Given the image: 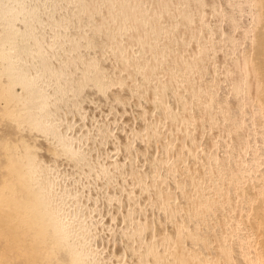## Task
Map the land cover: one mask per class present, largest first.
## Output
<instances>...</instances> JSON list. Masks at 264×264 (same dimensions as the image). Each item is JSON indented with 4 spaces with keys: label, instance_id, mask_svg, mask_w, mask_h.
<instances>
[{
    "label": "rangeland",
    "instance_id": "1",
    "mask_svg": "<svg viewBox=\"0 0 264 264\" xmlns=\"http://www.w3.org/2000/svg\"><path fill=\"white\" fill-rule=\"evenodd\" d=\"M0 1L4 2L5 8L6 7L18 6V9H19V12H20L19 13L20 16L16 20V26L19 25L18 27H21L22 30H24V31L27 30V32H28V34H19L18 35V37H17V40L18 41L16 42L15 48H19V47L23 46L24 43L26 42V40L31 35H33L34 32L36 34H39L41 32L42 33V40L41 41H43L44 43H48V45H47L48 47L47 46H45V47H47L49 51L51 49V52L50 53L51 54L54 53L55 56L59 57L60 59L61 58H63V59L65 58L64 60L62 59L63 60V63H62V60L57 59V62H58V60H60V61L58 63H56L52 67V70H54L53 69L54 67L55 68H58L57 70H59V68H61V67H62L61 69H63L64 67L65 68L67 67L65 69L66 71L69 68V70H68L69 72L68 71L65 72L66 74L65 73H62L63 74V77L67 78L66 81L73 80L74 78H72V77L75 76V75L76 76L77 75L78 76L81 75V74H78L79 72H77V70L80 71L81 69L79 70L77 68H80L79 66H81V62L82 61L81 60L80 61L78 60V63L80 65L79 64H76L77 63V60H74V62H72V64H71V61L67 60L68 57H66V54H69L70 53L69 55H72L73 52L64 50L63 46H67V45L68 46H71L78 39L81 41L82 38H83V40L81 41V43L78 40V46L80 47V49H78V50L80 52V55L84 54L82 56L86 60L87 59L90 60V55H91V59H92V58H94L92 56H95L96 55V52H97V54H100V57H99V55H96L95 56L96 58H94V59L97 60V62H99V63H96V64H98L97 67L100 66V69L101 68L103 69V66H104L103 63H105L106 66H104V67H106L107 70L109 69L110 71H112V69H113L112 67H114V66H111L110 63H111V61H115V59L117 58L116 56L118 54L116 52H114V51L112 52L111 50H109V46H111L110 37H108L106 35V33H104L103 30L102 31L99 30L100 33L99 32L98 33L97 32L94 33L93 30L91 29V26L89 25L90 20H91V18H90V13L91 12H84L83 11V7H84L83 6L84 5L83 3L86 0H0ZM94 1H96L97 4H93L95 6V8H93V9H98V10L92 11V12H94L91 15V16L94 17L92 19H96L99 16H101V14L106 13V10H107V2H108V1L105 2V0H94ZM136 1H138V0H136ZM151 1L152 0H143V1L140 0V3L142 4V7L144 6L143 8L148 9L150 12H152V11L155 12V10H156L155 7L156 6H153L154 4L152 5L151 4ZM154 1H157L158 2L160 0H153L152 2H154ZM258 1H259V3H258ZM92 2H93V0H92ZM170 2H171V4H170ZM261 3L264 4V0H169V2L167 4L169 6L168 7L166 6V8H169L170 7V9L171 8L172 9L171 10L168 9L169 10L168 11L169 13H167V12L164 13V14H166L165 17H163V15H162L163 11L158 10V9L156 11L157 12L159 11V12L158 13L156 12L157 14L155 13L154 16L152 15L153 17L157 16L155 18H158L159 17L160 20L158 19L159 21L157 23L158 24L161 23L162 26H163V28H164V30H168L167 32L170 35V36L168 35L170 37V38H168V36H166L167 33H164V34L162 33L164 36L156 37L157 38L156 39L157 45L160 47V51H161V54H160L161 56L160 55L159 56L160 57L164 56L163 59H165L164 65H163V62H161V61L159 63V67H158L159 69L158 70H160V72L158 71V73H156V74H158L157 76H159V77H156V75L152 74V75H149V76H151L150 78H152V79H150L147 76H146V79H145V74H144L143 69H142V71H140L141 73L139 72V73H135L134 74V75H136V78H133L132 79L133 81H131L130 78H127L126 77V74H127V71L128 70H122V72L121 71L119 72V71H117L119 69L118 66H117V68L114 67V70L112 71L113 73L112 72H110V74L107 73L108 75H112V74H115V73L116 74L117 73H121V75L124 74L123 76H124V79H125V84H124V81L121 80L123 82H117V84H115V85L113 84L114 86L118 85V87L112 86V87L117 88V89L119 88V85L120 84L121 85H129L130 82H132V84H130L131 85V88H132V85H134L135 89L137 87L136 85H138L139 86V87H137L138 90H140V89L143 90L142 87L143 88L145 87L146 88V90H145L146 93L145 94L148 93V94L151 95V89L150 88H151V85H153V83L155 82L154 83V86H152L153 91H155V90H157V91L158 90L159 91L166 90L167 92H164L163 94H166L167 95V96H165V97H167V99H165V101H168V103H171V105H168V106H171V107L174 106V108H172V110H173V112L175 110L178 112V113L176 112L177 113L176 115L178 116L179 119L181 118V120H182V119H185V118L187 119L188 118L187 121L188 120L189 121L188 122L186 121V122H187V125L189 127L187 125L184 126V124L182 126V122L180 120L179 121V125H181V127L177 128L179 126L177 124V122H178L179 119L177 120V117L174 118L173 116H170L172 114V112L168 114V117H166V114L167 113L165 112L166 114H164V117L162 118V115L163 114L161 115V113H160L162 111V108L160 109L161 110L160 112L158 110L159 108H156V107H159L160 106V105L157 106V104H160L161 101L160 102L158 101V103L155 104L156 106H153L150 102L145 101L144 99H142L141 101H139L140 104L137 105L138 107L136 105L135 106H132V109L133 110L131 108H129L128 111L126 112V110L122 108L123 106L120 107V103H118L119 105L118 104L116 105V102L115 101L113 103V100H111V101L108 100V99H110V97L112 99V94L116 90V89L114 90L111 87V85H110V87H111L110 91H109V88L110 87H108V89L106 88L107 90H105L106 92H104V91L103 92H97V93H101V94H97V93L94 94V93H92L93 94L92 95L91 93H89V92H91L90 91L91 90L90 89L91 88L90 85H92V84H89L87 86L88 88L90 87L89 90L86 87L85 88L86 90H84L85 92L83 91L84 93L81 92L80 95L78 94L79 97L76 96V95H75L76 96L75 97L73 95L72 96L71 95L69 96V95L66 94L68 96L67 97L66 95H62L61 94L62 95L61 96V99H59L58 98L59 96H57V95H60L61 91H60V93L58 91L57 95L55 93L56 98H58L59 100L56 99L55 102H53V106L50 105V107H48V108L49 109H52V110H55L56 112H54V113H56V114L57 113L58 114L61 113L60 111L64 112L66 110L64 108V111H63L59 107H62V105L64 107H66L67 106V100H68V103H70V101H72V102L73 101L75 102L76 100L77 101L78 100L80 101V99L82 98V100H81L82 102L80 101V103L77 106H75V107L78 108L77 110H75L76 109L75 107L72 108V110H71V108H69L71 111L70 110H66L65 111L66 113L68 112V114H65V112H64V114L62 113L63 114V117H62V114L59 115L60 119L62 117V119H61V121L63 120L62 122L60 121V119H58L59 118L57 116L58 114L57 115L56 114L55 115L52 114L51 116H53L54 118L50 116L51 117V120H49L50 118L48 119L49 122H52V120H53L52 127L53 128L55 127L54 128L55 130H58V131L59 130L61 131L62 129L65 130V132L67 133V135L65 133V140H68L69 139L68 140L69 142H72L73 141L72 142L73 144L72 143L71 144H72L73 149H75L74 150V154L77 155L76 157H78V156L81 157L82 158V160H81L82 162L81 161L77 162V163L80 164L79 165L77 163H72V162H70V164L69 163H64V162L61 163V161H60V162H56V166H57L56 167L55 166V163L54 162L52 163V160H50L49 157H46V156H44V154H42L43 151L41 153V149H39L40 148L39 145H38L39 147H36L37 145L34 143V145H36V146H34L33 144L31 146L32 147L34 146L33 147L34 150L37 148L35 150V152L36 153H38V152L40 153V154L39 153L37 154V157L39 159L41 158V160L44 163V165H45V162H46V164L49 163L48 164V168H47V166H45L44 169L42 170V177H44L46 180H48V179L49 180H52L53 179L52 180L53 182L50 181V182H52V184L55 183V185L53 184L54 185V190H53V193H52L53 194L52 197L55 200V202H57V203L60 204V205L58 204V206L62 208V210L60 209L61 210V213L68 215L67 216L68 218L71 216V218L69 220V223H68L69 224V228L70 227L71 228L74 227L75 230L76 229L77 230L78 229L81 230L79 228V226L81 225V223H86L88 221H90V222L92 221L93 222V219L95 217H96L95 219H98V217H99V222H98V224H96L97 226L95 224H92L93 226L91 225V230H94V232L96 231L97 232L96 233L97 235L90 236V239H89V233H90V229L89 228H85L86 229V230H84L85 232L81 233L82 236H84L83 234H85V236H86V237L84 236V239H86V240L83 241V242H85V243L87 242L88 245H90L92 243V245H94V247H96L98 245L97 247H98V249L100 251L98 250V252H97V250H95L91 254L92 255L91 257L94 256V261L95 262H98L99 264H109V263L110 264L111 263L112 264H120V263L122 264V262H124L123 261V258L121 260H117L115 258L112 259L111 256H108L109 251L111 250V248L112 249H115L116 248V244L118 243V238L116 237L117 236V232L120 231L119 228L121 227V225L123 226L124 224L123 223L119 224L121 222V219H119L120 217H117L116 219H113L112 220L113 222H112L111 219H110V215L104 213V210L106 209L105 207L112 208L113 209V206L119 205L121 203V201L123 202L124 200H126L124 198V195H123L124 193L123 192L125 190H128V188H130L131 185H130V181L128 180L129 178H126L125 177L126 176L125 173H126V170H128L127 168H129L130 165H133L134 164L133 163V160H131V159H134V161L137 163L136 165L138 167V164H139L138 163L139 162L138 160H140L139 159L140 156H142L143 159H145L146 154H144L143 152L148 151L150 149L149 147H151V145L155 143V142L153 143V140H151V139L149 140L148 139L147 141H150V144L151 145L150 144L148 145V143L146 144L145 143L146 140L144 141V143H145L144 144L141 135H143V136H146V134L148 135L149 129L150 130L152 129V128L149 127V125L152 126L154 124L156 126L157 124L155 122H158L159 123V122H161L162 119H164L166 117L165 120H162L163 123L162 122L159 123L160 125H158V126H161V127H158L157 126L156 129L158 128V129H160V130L157 129L158 131H163L164 130V132L166 134L168 133L167 138H166V134H165V139H166V143L167 142L169 143L170 148H171V145H172V148H171L172 150H170V148H169L166 151L163 142L161 144L160 143H155L157 145V148H158L157 149V152H156V157L162 156L161 158L171 159V160H168V161L166 159V163L168 162L169 163V166H170V165H172L171 163H173V161H174V162H176L179 165L178 166L177 164L174 163L179 169L178 168L176 169V167L175 168L173 167L175 170L174 169L173 170L171 169L172 170L171 171V170H167V168L165 170V168L163 167L162 168L164 170L163 171L160 168L159 172H156V173H159L160 175L158 176L159 178L156 177L155 183L156 184L159 183L160 185H158V186L160 187L162 185L161 187H163L164 189L163 188H161V189L158 188V189L161 190V191L162 190L165 191V189L166 190H169V188H171L172 183H174L175 190H174V187L172 189L173 190V193H174V199L176 198L175 201L177 202V204H179V201L184 200V198L182 199V197H181L182 194H180L183 191H189L190 192L193 188H195L196 189V190L194 189L195 192H194V190H192L193 194L194 193L197 194L196 191L198 190V194L199 193H203L205 196L206 195L209 196L211 193H216L215 192L216 190L214 191V189H216V187L222 188V193H223L222 194V197H218V199L219 198L220 199L216 202L217 206H214L216 204L213 205L215 207V211L217 213L216 215L218 216L217 218L219 219V216H221V214L226 215L225 214V213H227L226 210H228L229 211L228 212V214H229L228 218L231 216L230 218H232L231 220L233 221L232 222L230 220L231 223H235V225L236 224L237 225L239 224V226L236 227V230L234 229L235 231H234L233 235H231L232 232H231V234H229L230 233V230L228 229L229 232L227 234H229V236H228V238H227L228 240L226 242H228V243L231 242V245H234L233 246L234 248H235V245H236V249L234 250V248H233V250L235 251V256H238V254H236V253L239 252V250L237 248L238 247L237 246L238 245V242L240 240L241 241L243 240L244 242L248 243V244H246V247L247 248L245 247L246 250L244 249L245 251L243 250V252L241 253V255H240V252H239V256H238L239 257V261H240V263L238 262L239 264H264V92H262V90L264 91V55H263L264 54V48L263 49H260L261 47L259 48L260 45L258 43V39L256 40V38L258 37L257 34L259 33L260 28L262 26H264V6ZM105 4H106V6H105ZM202 4L204 5V7H202L203 9H202V11H200V9H198V6L199 5L201 6ZM148 6H149V8H148ZM156 8H158V5H157ZM159 8L161 9V6H159ZM192 12H193V14H192ZM199 12H200V14H199ZM259 12H261L262 15ZM186 13L189 14V18H191V19H189L187 17L188 18L187 21L185 19ZM200 16L202 18L201 21L203 20V22L202 23L200 22L198 24L199 20H197V18H200ZM87 18H88V20H87ZM165 18H166V20H165ZM193 20H195L194 22L196 24H198V25L194 26L195 23L193 22ZM258 20L261 21V22H259ZM53 21H55V22H53ZM170 21H172V22H170ZM196 21H198V22H196ZM86 22H88V23H86ZM191 22L194 23V24H192ZM84 23H85V25H84ZM66 24H67V26H66ZM86 24H88V25H86ZM258 24H259V26H258ZM60 25H61V27H60ZM88 26H90V28ZM170 26H172V27H170ZM175 27H177V28H175ZM185 28H187V29L185 30ZM21 29H19V30H21ZM242 29H243V31H242ZM22 30H21L20 33H22ZM127 30H128V33H126ZM127 30L123 31V33H122L121 36L127 37L130 34L129 32L131 30L132 31H136L135 29H127ZM188 30H189V33H188ZM73 32H74V34H73ZM87 32L88 33H91L92 32V33L90 35ZM173 32H174V34H173ZM195 32H196L197 35L195 34ZM41 33H40V35H41ZM45 33H46V35H45ZM58 33H59V35H58ZM83 33L88 34V36L86 37L87 39L85 37H83V35H84ZM96 33H97V35H96ZM177 34H179V35H177ZM99 35H100V37H99ZM175 35L178 38H176ZM199 35L201 36L200 38L202 40L204 39L205 41L204 40L203 41H200L199 40L200 39L199 38ZM73 37H75V40L76 41L75 40L74 41L72 40ZM90 37H92V38L90 39ZM96 38H98V39H96ZM174 38H176V39H174ZM182 38L184 39V41H183ZM0 39H1V37H0ZM67 40H69V41H67ZM88 40H90V41H88ZM92 40H93V42H95V40H96L95 44L92 47L89 46V48H87L88 47V44L90 42H92ZM68 42H69V44H68ZM173 42L174 43L177 42L176 43L177 45L173 44ZM196 42L199 43V44L196 45L197 44ZM201 42L203 44H201ZM65 43H67V44H65ZM158 43H161V44H158ZM166 43L167 44L169 43V44L167 45ZM51 44H54L52 48L50 47ZM162 44H164V45L166 44V46H164ZM57 46H58V48H57ZM131 46H132V48L135 51L138 49L136 51L137 53L134 51L135 54H137V56H139V54L142 51L144 53H146V52L148 53V51H149V49H146L147 47L144 48V50H145L144 51L143 48H141L143 46H141L140 44H135V45L132 44ZM168 47H169V50H168ZM60 48H62V49L59 50ZM99 48H100V50H98ZM164 48H165V50H164ZM171 48L174 49L173 50L174 52L172 51ZM46 49H45V51H46L45 53L47 54L49 51H47ZM110 49H111V47H110ZM212 49H214V50H212ZM62 50H64L65 53ZM259 50H261V51H259ZM55 51H57V52H55ZM66 51H67V53H66ZM85 51L88 53L89 56L87 55V53ZM162 51L164 52V54L165 53H167V54L163 55ZM196 51L197 52H200V53H196ZM103 52L104 53L106 52L108 54H106V53L104 54ZM177 53H179V55H177ZM212 53H214V54H212ZM221 53L224 56H222ZM174 54L177 56L176 59L178 60V62H176L177 60H175V57H174L175 55ZM85 55L88 56V57H86ZM110 55H112V56L110 57ZM141 55H142V53H141ZM170 55L173 58L172 60H170L171 59V56ZM203 55H205V56H203ZM225 55L227 57H225ZM47 56H48V54H47ZM52 56L50 55V57H52ZM200 56H202L201 57L202 60L199 59ZM103 57H104V59H103ZM124 57H126L124 59H127L128 58L127 55L124 56ZM191 57L194 60V61L193 60L192 61L194 62L193 64L195 66L194 65H191L192 67L194 66V69L192 70V72L190 74L192 77L190 76L189 79L192 78L191 81H193V82H189V84H190L189 85L188 84V81H187V78L184 77V74H183L184 71L182 72V70H183V67H182L183 64H181L180 61H181V59H183V60L184 59L185 60L192 59ZM204 57H206V58L204 59ZM25 58H27V60ZM32 58L33 57L31 56V53H30V55L28 57L26 55V57L23 58L22 62H21V60H19V62L20 63L26 62L28 64L29 61H32L33 60ZM97 58L100 59V60H98ZM245 58L246 59H249V60H247V62L250 61L251 63L250 62L248 63V68H246V70H243V71L240 72V70H241L240 67L238 65L236 66L235 63L238 62V60L239 61H241L243 59L246 60ZM250 58H251V60H250ZM179 59H180V61H179ZM102 60H103V62H102ZM203 60H206V61L204 62ZM209 60L211 62H209ZM167 61H169V62H167ZM174 61L176 63H179L180 62V64L182 65L181 66L182 69L180 67H178V65H180V64L176 65V63H174ZM207 61H208V64H207ZM36 62H38V60L34 58V60H33V66H34L35 69H36V65H37V64L35 65ZM68 62H69V64H68ZM213 62L216 63V64H213ZM101 63H102V65H101ZM31 64H32V62H31ZM31 64L29 63V65H31ZM83 64H82V66L84 67ZM201 64H202V66H200ZM69 65H70V67H69ZM74 66H77V68H75ZM107 66H108V68H107ZM171 66L173 67L171 69L174 70V71H171V69H170ZM256 67L258 69H256ZM34 68L31 67V71H33V72H36V71L37 72L38 71L41 72L39 70L40 67H38L36 70ZM75 69H76V71H75ZM73 70H74V74H71L73 72ZM164 70H166V71H164ZM180 70H181V73H180ZM253 70H254V72H253ZM167 71H169V77H170L169 80L173 79V80H171L172 82L174 80H176V82L175 81L173 82L174 84L172 83L173 85H171L170 82L167 81L168 80L167 79V73H168ZM255 71H257V72H255ZM165 72H167V73H165ZM193 72H197L198 75L196 73L194 74ZM243 72H245V75H244ZM238 73H239V75H238ZM138 74L144 75L143 76L144 78L142 76L138 75ZM181 74H183V76ZM232 74H233V76H232ZM251 74H253V76ZM71 75H72V77H71ZM255 75H257V76H255ZM76 76H75V78H76ZM139 76L142 77V78H140ZM239 76H242V77H239ZM217 77H219V78H217ZM157 78H160V79H157ZM200 78L202 80H200ZM208 78L210 79V81H209ZM238 78L241 79V80H239ZM253 78H254V81H255L254 84L251 83V81L253 82ZM39 79L41 80V82L38 81ZM42 79L40 77H38L37 78V82L38 83H43L44 82V83H46V85H48V83H49L50 86H47V87L49 89L53 88V91H54V88L56 87V84H54V82L56 83V81L53 78H50V80H49V78L48 79L45 78L44 80L47 81V82H45ZM135 79H136V81H135ZM143 79H145V80L148 79L149 81H145ZM196 79H198V80H196ZM235 79H238L237 80V83H239V84L236 83V80ZM258 79H262V81L260 80V83H259L258 82ZM126 80H128V82ZM162 80H163V82H162ZM184 80H186L187 82L184 81ZM200 81H201V83H200ZM256 81H257V84L258 83L259 84L262 83L260 85L261 86L260 88H259V86L258 87L257 86L256 87L253 86V85H257V84H255ZM52 82H53V84H52ZM148 82H151V84L150 83L148 84ZM181 82H182L183 85L181 84ZM176 83H177V85H176ZM147 84H148V86H147ZM161 84H163V85H161ZM185 84H186V86H185ZM192 84H194V85H192ZM200 84H201V86H200ZM230 84H231V87H230ZM234 84L238 86V90H239L238 92H236L237 89L235 90V87L236 86H234ZM51 85H52V87H51ZM53 85H54V87H53ZM121 85H120V87H122ZM160 85L163 86V87L165 86L164 87V90H163V87L161 88ZM178 85H179V87H178ZM146 86L148 87V89H147ZM149 86H150V88H149ZM197 86H198V88H197ZM65 87L63 86V89H66L67 90V87L68 86L66 88ZM185 87H187L188 89L185 88ZM189 87L192 88V90ZM193 87H194L195 90L193 89ZM160 88H161V90H160ZM253 88H258L259 90L257 89L258 91H254L256 89L253 90ZM17 89H19L18 91H20V90L22 91V88H17ZM171 89H172V91H171ZM233 89H234V91H233ZM66 90H64V91H66ZM87 90L89 92H87ZM112 90H114V91L112 92ZM179 90H181V91H179ZM202 90H203V92H202ZM205 90L210 91V92H207ZM51 91L52 90H49V93ZM147 91H150V93L147 92ZM189 91L190 92L193 91V92L190 93ZM109 92H111V93H109ZM199 92H201V93H199ZM69 93L71 94L70 91H68V94ZM85 93H87V94H85ZM153 93H152V95H153ZM89 94L91 96H89ZM209 94H210L212 100H210ZM55 96H54V98H55ZM80 96H82V97H80ZM87 96H89V98ZM92 96H94V97H92ZM105 97H107L108 99L105 98ZM202 97H204V98H202ZM83 98H84V100L86 102L83 100ZM96 98H97V101H96ZM134 98L135 97H131V98H128V100L129 99L133 100ZM139 98H140V96H139ZM90 99H91V102H90ZM105 99L108 100V104H111L112 106L114 105V108H112L111 105H108ZM60 100H61V102H59ZM134 100H136V99H134ZM56 101L59 102V105L58 106L56 105V103H57ZM99 101H101V102L104 101V103H100ZM182 101H184V102H182ZM186 101H187V103H186ZM200 101H201V103H200ZM203 101H204V103H203ZM92 102L94 103V105H92L93 104ZM141 102L142 103L145 102L144 103L145 105L142 104ZM208 102H210L211 105L210 104L209 105L211 107L208 105ZM64 103H65V105H64ZM98 104H100V105H98ZM54 105H55V107H54ZM142 105H143V108L142 109H143L144 112H141L140 113L138 111V113H140V114L136 113L137 110H139L138 108H140ZM185 105H187L186 107L188 109L187 108L185 109V107H184ZM190 105H191V107H190ZM204 105H205V108L206 109L203 108ZM52 107H54V109ZM117 107H118V110H117ZM200 107H202L204 110L202 108H200ZM207 107H208V109H207ZM55 108H58V111ZM135 108H136V110H135ZM152 109H154V110L152 111ZM170 109L171 108H169L168 110H170ZM199 109H200V111H199ZM201 110H202V112H204V111L206 112V111L209 110L208 111V114L205 113V112L204 113L207 114L208 116L211 115V118L208 117V116H206V115H201L200 114V113H202ZM96 111H97V113H96ZM89 112H90V114H89ZM113 112L118 113V114H115ZM179 112H181V113H179ZM215 112L217 113L218 116L216 115ZM83 113H85V114H83ZM122 113H124V114H122ZM125 113H127L128 115L125 114ZM143 113H146L145 116L143 115ZM110 114H111V116H110ZM119 114L121 116H123V118L121 116H119ZM173 114H175V112ZM112 115H113V117L115 119L114 118L112 119ZM129 115L131 117H129ZM231 115H234V116H231ZM236 115H237V117H236V119L234 121V119H232V118H235ZM96 116H98V117H96ZM140 116H141V119L139 118ZM158 116H159V118L160 117L161 118L159 119ZM56 117H58V118H56ZM99 117H102V118L100 119ZM104 117L106 119H104ZM124 117H125V119H124ZM189 117H190V119H189ZM192 117H194V118L191 119ZM89 118H91V119H89ZM116 118H118V119L116 120ZM130 118H133V119H131V120H133V122L132 121L129 122L128 119H130ZM209 118L212 119V120L214 118V120H213L214 122L211 121V120H208ZM123 119H124V121L127 120L130 124L128 122H127L128 123L127 124L126 121L124 123ZM142 119H145V120L143 121ZM149 119H150V121H149V124L147 125L146 123H148V120ZM205 119H207L208 122ZM215 119H217L216 122H215ZM81 120H82V122H81ZM107 120H108V123L106 122ZM153 120H154V123L151 122ZM156 120H159V121H156ZM192 120L193 121L196 120V121L193 122ZM120 121H123V122L121 123ZM139 121H140V123H139ZM145 121H147V122H145ZM171 121H173V123L174 122L176 123V127L174 126L175 123L172 124V126H170L171 125L170 124ZM190 121H192V122H190ZM210 121L212 123H214V124H212ZM92 122H94L95 124L97 123V125H95ZM131 122H132V124H131ZM141 122H143V123H141ZM144 122H145V124H144ZM54 123L56 124V126H55ZM99 123H100V125H99ZM189 123L190 124L193 123V124L190 125ZM88 124L89 125L92 124L93 126L94 125L95 126L94 127L93 126L90 127ZM140 124H143V126L142 125L140 126ZM163 124H164V126H163ZM137 125H138V127H137ZM144 125H147L149 127V129H147V127L144 126ZM104 126L106 127L105 129H104ZM120 126H122V128ZM123 126H124V128H123ZM130 126L131 127L134 126V129L133 128H130ZM227 126H228V128H227ZM125 127H126V130L123 131V129H125ZM144 127L146 128V130H144L145 129ZM168 127H171V128L173 127L172 131L174 130V133H169L170 130H171V128H168ZM222 127H223V129L221 131L220 129ZM36 128H38V129H36ZM36 128H34L33 133L34 134H36V133L39 134L38 132H40V129H39V127H36ZM58 128H60V129H58ZM141 128H142V130H141ZM174 128H177V129H174ZM231 128H232V130H231ZM165 129H170V130L169 131L168 130L165 131ZM228 129H230V130H228ZM63 130H62V132L64 133ZM99 130H101V132H103L101 135H100L101 132ZM203 130H205V131H203ZM226 130H228L229 133ZM106 131H107V133H106ZM120 131H121V133H120ZM146 131H147V133L145 134ZM124 132H127V133L129 132L128 133V137L130 139H131L132 136H134V138L132 137L134 140H132V142H130V145H131L130 146V149H131L130 152H132L131 154H130V152H129V154H128V152H126L124 146H121L120 144H119L120 146L118 144L116 145V143H119V142H115V141L119 140L118 138H116L117 140L114 139V137L117 136L118 134H119L118 135L119 138H121L122 140H125V136H126L127 139H129L127 137V135H125ZM137 132H139L140 138H139V135L137 134ZM51 134H50L51 135L50 137H47L48 139L49 138L50 139L49 140L46 139V142H47V140L49 142H50V140H51V142L55 140L54 137H55L56 134H54V133H51ZM106 134H108V135H106ZM109 134H111V135L113 134L114 136L112 135V138H111L110 137L111 135H109ZM171 134H174V135H172V137H171L170 136ZM103 135H104V137H103ZM181 135H183V137ZM92 136H93V138H92ZM174 136H175V138H174ZM190 136L192 137V139H191ZM194 136H195V138H194ZM66 137H67V139H66ZM122 137H124V138H122ZM188 137H190V138H188ZM55 138H56V140H55L54 143L57 145L58 144L57 137H55ZM94 138H96L98 141L96 139L94 141L93 140ZM146 138H148V137L146 136ZM193 138H194V140H193ZM109 139H110V141H109ZM170 139H172V140H170ZM195 139H197V140H195ZM211 139H215L216 141L212 140V143L214 142L217 145H215L214 143L212 144L213 146L210 145L211 143L209 144L208 142H210ZM170 141L173 142V143H170ZM94 142H96V143L99 142V143L95 144ZM112 142H114L115 144L112 143ZM135 144H137V145H135ZM90 145H92V146H90ZM111 145H113V146H111ZM132 145L134 147H132ZM138 145H139V147L142 146L145 149L144 148H141V149L138 148ZM146 145H147V147H146ZM156 145H154V146L156 147ZM187 145H188V147H187ZM162 146H164V147H162ZM183 146L186 149L183 150L182 149V148H184ZM32 147H31V149H32ZM112 147H113V152H112ZM115 147H117L118 150ZM121 147H123L124 149L121 148ZM155 147L153 149H155ZM187 148H189V149H187ZM196 148H197V150H196ZM109 149L112 152V153L110 152V154L108 152L106 153V151L109 150ZM136 149L137 150H141L140 151L141 154H140V152L135 151ZM180 149H182L181 152L179 151ZM159 150H160V152H159ZM169 150L172 153L168 152ZM176 150H178V151H176ZM121 151L126 152V153L123 154V152H121ZM241 152H243L242 153L243 154L242 156H243V159L245 158L244 159V162L246 164L244 163L242 170H239L238 169L239 167L237 165H235L234 163H235V160L237 159L238 155L241 154ZM135 153H138L139 155L138 154L136 155ZM162 153L164 155L165 154L166 155L163 157V154ZM168 153H170V154L168 155ZM180 153H182L183 155L180 154ZM213 153H214V155H213ZM106 154H108V155H106ZM157 154H158V156H157ZM196 154H198V155H196ZM89 155H91V157ZM105 155H106V158H105ZM129 155L132 157L131 159L129 158L130 157ZM178 155L183 156V157L185 156L184 159H183V157H181V159H183V162H182V160L180 162V159H179L180 156L178 157ZM235 156H237L236 159H235ZM113 157H115V158L113 159ZM122 157H123V159H122ZM125 157H126V159H125L126 161H124V158ZM48 158H49V162H48ZM107 158H108V163H111V164L113 162H115V159H117V160L119 159V160H118V163H113L112 166L109 165V164L107 166V163H105V165H103L101 167L102 168L104 167L105 171H108V170L110 171V168L112 169L113 166L115 168H117V169H115L113 167V169H112L113 170L112 173H113L114 179H115V176H116V179H115L114 182H118L119 181L120 183L123 182L122 184H126V181H127V185H128L127 186V189H126V186L125 185L120 186L119 188L116 187V189H114L115 187L114 188L113 187L112 188L103 187V188L100 189V186H101L100 184L102 182L101 176H103V174L105 173V171H104V169L101 170L99 168V171H101L99 173V171H97V169H98V167H100L101 163H103L105 161L107 162ZM135 158H136V160H135ZM143 159H141L142 162H143ZM109 160L111 162H109ZM128 160L129 161H132V162L129 163ZM98 161L101 162V163L99 164ZM120 161H121V164H120ZM123 161L125 163H123ZM144 161L145 162L142 165H140L142 162H140V164H139V167H141V169L146 170V168L148 167V169L149 168L150 169L152 168L153 172H154V170L155 171H158V169H155L154 167H152L151 163H150V165H149V163L146 164V159ZM204 162H205V164H204ZM73 164H74V166H73ZM189 164H190V166H189ZM52 166H54V167H52ZM172 166H174V165H172ZM186 167H188V168H186ZM206 167H207V169H206ZM236 167H238V168H236ZM78 168H79V170L77 171L76 169H78ZM84 168H85L86 171L84 170ZM89 168H92V170L89 169ZM123 168L126 169V170H123ZM190 169L194 173V174H192L194 176L193 179L196 182V183H194V185H195L194 187L191 184L194 181L191 182L190 180H188L189 177L187 176V174L190 171ZM201 169H203V170H201ZM88 170H89L90 174L92 173L94 175V177H95V175H97L95 173V170H96L97 173H99L101 175L98 174L99 175V178H93L95 180V181H93V179H92L93 175L92 176L91 175L89 176ZM149 170H146V171L148 172ZM152 170H150L151 173H152ZM177 171H179V172H177ZM247 171H249V172H247ZM251 171L253 172V174H252ZM79 172H80V174H79ZM207 172H208V174L210 172L211 173L208 175ZM241 172H242L243 175L241 174ZM46 173H47V176H45ZM162 173L163 174H166L165 177H167V178H165ZM123 174H124V177H123ZM84 175H85V177H84ZM210 175H211L212 178L210 177ZM171 176L174 177V178L176 177L175 178L176 180L179 179L180 183H182V186H181L182 188L181 187H180V189H179V187L176 188V182H175L176 180L174 178H170ZM89 177H91V178H89ZM120 177H122V178H120ZM150 177L152 178V176L149 175V177L143 181L144 183L141 182L142 184L139 183V185L140 186L142 185L143 187H146L147 185H149L153 181L152 180L153 178L150 181ZM96 179H97V181H96ZM100 179H101V182H100ZM162 179L163 180L166 179L165 182ZM167 180H171L172 183H171V181H168L169 183L166 182ZM88 181H90L91 183H89ZM187 181H189V182H187ZM163 182L165 183V185L163 184ZM166 184H167V186H166ZM94 185H95L96 189L94 188ZM139 185L136 186L138 188L137 189L138 192L136 191V187L134 188L135 193H137V194H140V192H141V190H139ZM144 185H146V186H144ZM141 187H140V189H141ZM189 187H190V189H189ZM98 189H99L98 199L100 198L99 200H101V201L100 202L97 201L98 203H95V199H93V196L95 194L94 190L96 191ZM185 189H187V190H185ZM122 190H123V192H122ZM178 190H179V193H178ZM199 190H200V192H199ZM175 191H177V192H175ZM67 194H69V195H67ZM101 195L102 196L105 195L103 197L104 202L102 201L103 199H101L102 198ZM61 196H63V197H61ZM211 196H214V194H212ZM111 197L112 198L115 197L114 198L115 200H111L110 199ZM139 198H140V200L138 199L133 204V206L131 205L132 208H130V210H129V211H132V212L134 211V215H132L133 213H131L132 217H135V215H137L138 218H144V216H145L147 218H154L155 220L157 219L156 220L157 222H159L158 220H160L161 221L160 224L162 226L163 225L165 226V224L167 223L166 224V227H165L166 228L165 231L171 232V230H170L171 226H170V223L169 222L172 221V220H170L169 218H166L165 217L166 216L165 213H163L161 210L159 211V206L157 204V201H156L155 197L152 196L151 199L150 198L149 199H146L143 196H141V197L139 196ZM178 199H179V201H178ZM222 199H223V202L221 201L222 202V204H221V202H219V201L222 200ZM182 202H180L179 205H184V204H182ZM95 204H96V206H95ZM152 204H153V206H152ZM69 205L71 207H69ZM97 205H98V207H97ZM72 206L73 207L75 206V208H73ZM131 206L129 205L127 207H131ZM140 206H145V209H144V212L145 213H143V212L141 213L140 212ZM213 206L211 208L212 210H214ZM91 207H92V209H91ZM183 207H185V206H183ZM219 207H221V208H219ZM88 209H89V211H88ZM216 209L217 210L220 209L221 210V211L219 210L220 213L223 212V211L224 212L220 214L219 212H217ZM69 210H70V212H68ZM76 210H77V212H76ZM145 210H147L148 212L145 211ZM63 211H64V213H63ZM101 211H103V212H101ZM123 211L121 210L120 213H119V215H121V212H123ZM70 213H72V214H70ZM160 213L163 214V215H161ZM233 213L235 215L232 217ZM90 215H92V216H90ZM162 216H163V219H162ZM91 217H93V218H91ZM103 217H105L104 220H103ZM179 217L183 221L186 220V219H188V217H186V216H184V217H186V219L184 217H182V216H179ZM226 217H227V215H226ZM165 219H167V220H165ZM218 219L214 220L213 223H215V225H216V222L218 223L217 224L218 225L217 228L219 230L216 229L217 231L215 230V232H214L213 229L212 230L209 229L207 232H205L206 234L204 233L206 236L207 235L208 236H211V234H214L216 232H217L216 234H219V236H220L221 233L224 231V229L222 227L224 225L221 224V221H220L222 219L221 218L219 220ZM73 221H74V224H72ZM218 221H220V222H218ZM162 223H164V224H162ZM104 224H106V225H104ZM102 225H104V226L102 227ZM161 225L158 226V224H157L155 226V228H154L155 231L161 230V227H160ZM107 226H108V228H107ZM95 228H97V229H95ZM104 228H106V229H104ZM107 229L109 230L108 233H107ZM100 230H101V232H99ZM209 231L210 232L213 231L214 233H212V232L210 233ZM102 232H103V234L106 233L105 234L106 236H107V234L111 236V237L109 236L110 237V240H111V241L109 240V243L108 242L106 243V241H105L106 238L104 240V238L101 237ZM113 233H114V235L116 234V236H114V240H116V242L112 239L113 238ZM224 233H225V231H224ZM224 233H222V234H224ZM230 235H231V237H230ZM77 237L78 236H75V238H77ZM143 237H144L145 240H147V236L146 235L143 236ZM211 238H210L211 241L214 240L213 239L214 238V235H212ZM215 238H216V236H215ZM217 238L219 239V237H217ZM229 239H230V241H229ZM102 249H104V250H102ZM244 254H245V256L247 254V256L245 257ZM218 256L219 255L216 256L215 260H217L219 258ZM99 257H101V258H99ZM240 257L244 258V260L242 258L240 259ZM111 259H112V261H111ZM124 259H126V258H124ZM245 259H247V260L249 259V260L248 261L246 260V262H244ZM219 260H221V259L219 258ZM220 264H227V263L226 262H223V260H221V263Z\"/></svg>",
    "mask_w": 264,
    "mask_h": 264
},
{
    "label": "bare ground",
    "instance_id": "2",
    "mask_svg": "<svg viewBox=\"0 0 264 264\" xmlns=\"http://www.w3.org/2000/svg\"><path fill=\"white\" fill-rule=\"evenodd\" d=\"M107 2V10H106V13H103L101 14V16H99L98 18L96 19H92L94 18L92 15V11L94 10H98V9H93L95 8V6L93 4H97L96 1L93 0H86L83 4V11L84 12H91L90 13V23L89 25L91 26V29L93 30V32H99V30H103L104 33H106V35L108 37H110V42H111V46H109V50H111L112 52H116L117 54V58L115 59V61H111V66H114L115 68H117V66L119 67V69L117 71H121L122 70H128L127 71V74H126V77L127 78H130L131 81H133L132 79L133 78H136V75H134L135 73H139L140 71H142L143 69V72L145 74V79H146V76L147 77H151L149 75H156V77H159L157 76L158 74V71L160 72V70H158L159 68V63L160 61L163 62V65H164V61L165 59L164 56L160 57L161 55V51H160V47L157 45V42H156V37H159V36H164L163 34L164 33H167L166 36H168V30H164L162 24H158L157 22L160 20L159 17L158 18H155L153 17L155 15V13L157 12L156 10H161L163 11L162 15L163 17H165L166 14L164 13H169L168 11L171 10L170 7L169 8H166V6L168 7L169 5L168 2L169 0H160V1H154L152 2L151 1V4L153 6H156L158 5V8L155 7V12H150L148 9L146 8H143L142 7V4L140 3V0L136 1V0H105V2ZM143 1V0H142ZM95 2V3H94ZM190 2V1H189ZM143 3V2H142ZM173 3V2H172ZM259 3V1H258ZM171 4V2H170ZM262 4V3H261ZM104 5V4H103ZM260 5V4H259ZM264 6V4H262ZM106 6V4H105ZM159 6H161V9L159 8ZM261 6V5H260ZM97 7V6H96ZM100 7V6H99ZM202 7H204V5L202 4L201 6L199 5L198 6V9H200V11H202ZM101 8V7H100ZM149 8V6H148ZM197 8V7H196ZM151 9V8H150ZM169 9V10H168ZM197 9V10H198ZM153 10V9H152ZM195 10V9H194ZM206 10V9H205ZM211 11V10H210ZM79 12V11H78ZM159 12V11H158ZM157 12V13H158ZM194 12V11H193ZM192 12V14H193ZM19 9H18V6H13V7H6L5 8V4L4 2L0 1V264H99L98 262H95L94 261V256L91 257L92 253L97 250L98 252V245L96 247H94V245H92V243L90 245L87 244V242H83L85 241L86 239H84V236L85 234H83L84 236L81 235V233L85 232L84 230H86L85 228H89L90 229V233H89V239H90V236H94V235H97L96 231L94 232V230H91V225L92 224H98L99 222V215L97 216L98 219H93V222L91 223L90 221L86 222V223H81V225L79 226V228L81 230H75V228H69V220L71 218V216L68 218L66 214H62L61 213V210L62 208L58 206L59 203L55 202V200L53 199V190H54V185L55 183L52 184V180H46L44 177H42V170L44 169L45 166H47L48 168V164H46L45 162V165L44 163L42 162L41 158L39 159L37 157V154L39 153H36L35 150L37 149H33L34 146L36 147H39V149H41V153L43 151L42 154H44V156L46 157H49L50 160H52V163L54 162L55 163V166H56V162H64V163H69L72 162V163H77L79 161L82 160L81 157H76L77 155L74 154V150L73 147H72V142H69L68 140H65V130L64 133L62 132V130L58 131V130H55L53 127H52V123H53V120L52 122H49V120H51V116L52 114H56L54 112H56L55 110H52V109H49L48 107H50V105L53 106V102H55L56 99H61V96L62 95H73V96H78V94L80 95L81 92H83L84 90H86L85 88L89 85V84H92L90 85V91L89 92V88L87 90V92L89 93H97V92H106L105 90L108 89V87H111L114 86L115 84H117V82H123L124 81V84H125V79H124V74L121 75V73H115V74H112V75H108L107 73L110 74V72H112L114 70V67H112V71H110L109 69L107 70L106 67V64H104L103 66V69L101 68L100 69V66L97 67L98 64L96 63H99L97 62L95 56L96 55H99L100 57V54H97L96 52V55L95 56H92L94 58L91 59V55H90V60H86L82 55H80V52L78 49H80V47L78 46V40L76 41L75 40V37L72 38V40L76 41L75 43H73V45L71 46H63L64 50H67V51H70V52H73L72 55H69V54H66V57L67 60L71 61V64L72 62H74V60H77V63L76 64H79L78 63V60L82 61L81 62V66H79L80 68H77V66H74L75 68L77 69H81L80 71L77 70V72H79L78 74H81L80 76H73L71 75L72 78H74L73 80L71 81H66L67 78L63 77V74L62 73H65L69 70V68L67 69V71L65 70L66 68L64 67L63 69L59 68V70H57L58 68H53L54 70H52V67L58 63L60 60H62L63 58H59L57 56H55L54 53H50L51 52V49L50 51L48 50V43H44L42 40V33L40 35L39 34H36L35 32L33 33V35H31L27 40L26 42L24 43L23 46L19 47V48H15V45H16V42L18 41L17 40V37L19 34H28L27 30H22L21 27H18L16 26V20L17 18L20 16L19 14ZM156 13V14H157ZM190 13V12H189ZM196 13V12H195ZM202 13V12H201ZM222 13V12H221ZM261 13V12H259ZM86 14V13H85ZM84 14V15H85ZM200 14V12H199ZM223 14V13H222ZM225 14V13H224ZM100 15V14H99ZM153 15V16H152ZM169 15V14H168ZM204 15V14H203ZM262 15V13H261ZM186 16V17H185ZM185 19L187 21V19L189 18V14L186 13L185 15ZM199 16V15H198ZM258 16V15H257ZM81 17V16H80ZM167 17V16H166ZM188 17V18H187ZM194 17V16H193ZM203 17V16H202ZM79 18V17H78ZM82 18V17H81ZM162 18V17H161ZM168 18V17H167ZM256 18V17H255ZM64 19V18H63ZM159 19V20H158ZM163 19V18H162ZM161 19V20H162ZM171 19V18H170ZM191 19V18H189ZM193 19V18H192ZM196 19V18H195ZM201 16L200 18H197L198 21V24L201 22H203V20L201 21ZM258 19V18H257ZM261 19V18H260ZM88 20V18H87ZM166 20V18H165ZM56 21V20H55ZM53 21V22H55ZM59 21V20H58ZM174 21V20H173ZM179 21V20H178ZM177 21V22H178ZM190 21V20H189ZM195 20H193L194 22ZM259 21V20H258ZM172 22V21H170ZM180 22V21H179ZM261 22V21H259ZM80 23V22H79ZM82 23V22H81ZM88 23V22H86ZM181 23V22H180ZM179 23V24H180ZM192 23V22H191ZM195 23V22H194ZM192 23V24H194ZM231 23V22H230ZM258 23V22H257ZM78 24V23H77ZM175 24V23H174ZM177 24V23H176ZM190 24V23H189ZM198 24H194V26L198 25ZM76 25V24H75ZM85 25V23H84ZM88 25V24H86ZM173 25V24H172ZM184 25V24H183ZM182 25V26H183ZM209 25V24H208ZM67 26V24H66ZM90 26H88L90 28ZM169 26V25H168ZM175 26V25H174ZM206 26V25H205ZM214 26V25H213ZM219 26V25H218ZM234 26V25H233ZM259 26V24H258ZM49 27V26H48ZM47 27V28H48ZM61 27V25H60ZM70 27V26H69ZM77 27V26H76ZM172 27V26H170ZM187 27V26H186ZM210 27V26H209ZM217 27V26H216ZM50 28V27H49ZM57 28V27H56ZM74 28V27H73ZM177 28V27H175ZM193 28V27H192ZM237 28V27H236ZM22 30V33L21 30ZM46 29V28H45ZM51 29V28H50ZM53 29V28H52ZM70 29V28H69ZM68 29V30H69ZM75 29V28H74ZM77 29V28H76ZM127 29H135L136 31H130L129 35L127 37H123L121 36L123 31L127 30ZM168 29V28H167ZM187 28H185L186 30ZM60 30V29H59ZM62 30V29H61ZM78 30V29H77ZM170 30V29H169ZM178 30V29H177ZM24 31V32H23ZM47 31V30H46ZM66 31V30H65ZM87 31V30H86ZM172 31V30H171ZM243 31V29H242ZM241 31V32H242ZM53 32V31H52ZM62 32V31H61ZM70 32V31H69ZM75 32V31H74ZM73 32V34H74ZM175 32V31H174ZM173 32V34H174ZM238 32V31H237ZM245 32V31H244ZM88 33V32H87ZM92 33V32H91ZM91 33H88L91 35ZM96 33V35H97ZM100 33V32H99ZM102 33V32H101ZM128 33V30L127 32ZM163 33V34H162ZM178 33V32H177ZM184 33V32H183ZM188 33H189V30H188ZM200 33V32H199ZM202 33V32H201ZM48 34V33H47ZM83 37H87L88 34H85L83 33ZM162 34V35H161ZM176 34V33H175ZM196 34V32H195ZM241 34V33H240ZM46 35V33H45ZM59 35V33H58ZM66 35V34H65ZM94 35V34H93ZM95 35V36H96ZM120 35V36H119ZM179 35V34H177ZM182 35V34H181ZM197 35V34H196ZM61 36V35H60ZM102 36V35H101ZM170 36V35H169ZM168 36V38H170ZM176 36V35H175ZM192 36V35H191ZM204 36V35H203ZM206 36V35H205ZM257 38L256 40L258 39V43H259V48L260 49H263L264 48V26H262L259 30V33L257 34ZM45 37V36H44ZM43 37V38H44ZM81 37V36H80ZM97 37V36H96ZM100 37V35H99ZM193 37V36H192ZM197 37V36H196ZM201 36L199 35V38ZM92 37H90L91 39ZM164 38V37H163ZM176 38H178L176 36ZM174 38V39H176ZM186 38V37H185ZM190 38V37H189ZM48 39V38H47ZM87 39V38H86ZM98 39V38H96ZM181 39V38H180ZM183 39V38H182ZM57 40V39H56ZM59 40V39H58ZM71 40V41H72ZM83 40V38L81 39V41ZM196 40V39H195ZM200 41H203L201 38L199 39ZM69 41V40H67ZM80 41V40H79ZM80 41V43H81ZM90 41V40H88ZM167 41V40H166ZM184 41V39H183ZM188 41V40H187ZM205 41V40H204ZM87 42V41H86ZM96 42V40H95ZM95 42H90L88 44V47L89 46H93L95 44ZM104 42V41H103ZM102 42V43H103ZM181 42V41H180ZM186 42V41H185ZM184 42V43H185ZM208 42V41H207ZM220 42V41H219ZM253 42V41H252ZM50 43V42H49ZM54 43V42H53ZM63 43V42H62ZM72 43V42H71ZM100 43V42H99ZM101 43V44H102ZM177 42H173V44L177 45L176 44ZM179 43V42H178ZM197 43V42H196ZM256 43V42H255ZM55 44V43H54ZM54 44H51L50 47L52 48ZM67 44V43H65ZM69 44V42H68ZM84 44V43H83ZM98 44V43H97ZM108 44V43H107ZM132 44H140L141 48H144L147 47L146 49H149L148 53H144L143 51L139 54V56H137V54H135V52L138 50H134L132 48ZM158 44H161V43H158ZM167 44V43H166ZM166 44H162L164 46H166ZM169 44V43H168ZM167 44V45H168ZM199 43H197L196 45H198ZM201 44H203L201 42ZM206 44V43H205ZM257 44V43H256ZM86 45V44H85ZM180 45V44H179ZM184 45V44H183ZM252 45V44H251ZM47 46V47H45ZM61 46V45H60ZM163 46V47H164ZM170 46V45H169ZM185 46V45H184ZM204 46V45H203ZM202 46V47H203ZM101 47V46H100ZM103 47V46H102ZM111 47V49H110ZM180 47V46H179ZM251 47V46H250ZM47 51H49L47 54L45 53V49ZM58 48V46H57ZM104 48V47H103ZM137 48V47H136ZM135 48V49H136ZM139 48V47H138ZM178 48V47H177ZM176 48V49H177ZM62 48H60L59 50H61ZM84 49V48H83ZM172 49V48H171ZM180 49V48H179ZM215 49V48H214ZM212 49V50H214ZM62 50V51H64ZM100 50V48L98 49ZM165 50V48H164ZM168 50H169V47H168ZM174 49H172L173 51ZM201 50V49H200ZM217 50V49H216ZM66 51V53H67ZM96 51V50H95ZM135 51V52H134ZM145 51V50H144ZM167 51V50H166ZM194 51V50H193ZM261 51V50H259ZM57 52V51H55ZM75 52V53H74ZM86 52V51H85ZM84 52V53H85ZM90 52V51H89ZM108 52V51H107ZM139 52V51H138ZM174 52V51H173ZM180 52V51H179ZM189 52V51H188ZM209 52V51H208ZM217 52V51H216ZM215 52V53H216ZM220 52V51H219ZM31 53V56L33 57L32 59L34 60L37 59L38 62L35 63L36 65V69L38 67L39 70L41 72H33L31 71V67L34 68L33 66V60L32 61H29V63L32 64L29 65V63L27 64L26 62L24 63H20L19 60H23L24 57H27L30 55ZM62 53V52H61ZM60 53V54H61ZM65 53V51H64ZM87 53V52H86ZM85 53V54H86ZM92 53V52H91ZM104 53V52H103ZM106 53V52H105ZM104 53V54H105ZM137 53V52H136ZM163 55L167 54L162 51ZM190 53V52H189ZM196 53H200V52H197ZM46 54V55H45ZM53 56L50 57V55ZM108 54V53H106ZM110 54V53H109ZM176 54V53H175ZM174 54V55H175ZM214 54V53H212ZM218 54V53H217ZM222 54V53H221ZM253 54V53H252ZM63 55V54H62ZM68 55V56H67ZM88 55V53H87ZM127 55V59H124ZM160 55V56H159ZM177 55H179V53H177ZM186 55V54H185ZM264 55V54H263ZM55 56V57H54ZM86 56V55H85ZM89 56V55H88ZM86 56V57H88ZM109 56V55H108ZM112 55H110L111 57ZM171 56V55H170ZM205 56V55H203ZM207 56V55H206ZM213 56V55H212ZM222 56H224L222 54ZM98 57V56H97ZM115 57V56H114ZM175 60H177V56L175 55ZM193 57V56H192ZM191 57V58H192ZM196 57V56H195ZM202 56H200L199 59H201ZM225 57H227L225 55ZM258 57V56H257ZM31 58V57H30ZM179 58V57H178ZM185 58V57H184ZM206 57H204L205 59ZM210 58V57H209ZM27 60V58H25ZM57 59H60L58 60L57 62ZM65 59V58H64ZM63 59V60H64ZM98 59V58H97ZM102 59V58H101ZM104 59V57H103ZM112 59V58H111ZM161 59V60H160ZM163 59V60H162ZM168 59V58H167ZM166 59V60H167ZM172 56H171V59L172 60ZM195 59V58H194ZM208 59V58H207ZM206 59V60H207ZM246 59V58H245ZM254 59V58H253ZM31 60V59H30ZM63 60H62V63H63ZM100 60V59H98ZM107 60V59H106ZM193 58L192 59H187V60H183L179 59V61L181 62V64H183V66L179 63H176L178 62V60L174 63H176V65H178V67H180L182 69L183 67V70L182 72L184 71V77L187 78V81H188V84L189 82H193L191 81L190 78V74L192 72V70L194 69V60ZM198 60V59H197ZM202 60V59H201ZM206 60H203L204 62ZM212 60V59H211ZM247 60L249 59H246V60H241L238 62H236V66L238 65L240 67V72L243 71V70H246V68H248V63L250 62H247ZM251 60V58H250ZM36 61V60H35ZM105 61V60H104ZM110 61V60H109ZM65 62V61H64ZM67 62V61H66ZM103 62V60H102ZM169 62V61H167ZM202 62V61H201ZM209 62H211L209 60ZM216 62V61H215ZM235 62V61H234ZM246 62V63H245ZM26 63V64H25ZM61 63V62H60ZM109 63V62H108ZM251 63V62H250ZM69 64V62H68ZM82 64L84 65V67L82 66ZM199 64V63H198ZM203 64V63H202ZM202 64L200 66H202ZM207 64H208V61H207ZM213 64H216L213 62ZM60 65V64H59ZM58 65V66H59ZM62 65V64H61ZM80 65V64H79ZM100 65V64H99ZM102 65V63H101ZM166 65V64H165ZM191 65H194L193 67ZM38 66V67H37ZM182 66V67H181ZM197 66V65H196ZM70 67V65H69ZM82 67V68H81ZM97 67V68H96ZM168 67V66H167ZM205 67V66H204ZM108 68V66H107ZM111 68V67H110ZM173 68L172 66L170 67V69ZM176 68V67H175ZM233 68V67H232ZM35 69V68H34ZM35 69V70H36ZM56 69V70H55ZM121 69V70H120ZM163 69V68H162ZM198 69V68H197ZM237 69V68H236ZM256 69H258L256 67ZM33 70V69H32ZM136 70V71H135ZM138 70V71H137ZM199 70V69H198ZM233 70V69H232ZM238 70V69H237ZM76 71V69H75ZM166 71V70H164ZM171 71H174L171 69ZM170 71V72H171ZM197 71V70H196ZM200 71V70H199ZM69 72V71H68ZM126 72V71H125ZM168 72V73H167ZM165 73H167V81L170 82L171 85H173L174 81L176 82V80H174L173 82L170 79L169 77V71H167ZM232 72V71H231ZM235 72V71H234ZM254 72V70H253ZM257 72V71H255ZM113 73V72H112ZM124 73V72H123ZM141 73V72H140ZM180 73H181V70H180ZM179 73V74H180ZM194 74L197 72H193ZM244 75H245V72H243ZM66 74V73H65ZM64 74V75H65ZM70 74V73H69ZM68 74V75H69ZM71 74H74V70ZM175 74V73H174ZM178 74V73H177ZM183 74H181L183 76ZM235 74V73H234ZM255 74V73H254ZM140 75V74H138ZM198 75V74H197ZM237 75V74H236ZM239 75V73H238ZM253 76V74H251ZM70 76V75H69ZM68 76V77H69ZM140 76H144V75H140ZM139 76V77H140ZM177 76V75H176ZM202 76V75H201ZM233 76V74H232ZM257 76V75H255ZM262 76V75H261ZM40 77L42 80H44L45 78H53L56 83L54 82V84H56V87L54 88V91H53V88L49 89L47 86H50V84L48 83V85H46V83H38L37 82V78ZM140 77V78H142ZM163 77V76H162ZM192 77V76H191ZM199 77V76H198ZM216 77V76H215ZM230 77V76H229ZM239 77H242V76H239ZM245 77V76H244ZM70 78V77H69ZM138 78V77H137ZM144 78V77H143ZM148 78V79H149ZM155 78V77H154ZM175 78V77H174ZM177 78V77H176ZM197 78V77H196ZM203 78V77H202ZM219 78V77H217ZM232 78V77H231ZM259 78V77H258ZM71 79V78H70ZM139 79V78H138ZM143 79V80H145ZM145 80V81H149V80ZM152 79V78H150ZM157 79H160V78H157ZM199 79V78H198ZM196 79V80H198ZM205 79V78H204ZM209 79V78H208ZM207 79V80H208ZM216 79V78H215ZM239 79V78H238ZM238 79H235L236 80V83H237V80ZM123 80V81H121ZM166 80V79H165ZM164 80V81H165ZM190 80V81H189ZM200 80H202L200 78ZM206 80V81H207ZM230 80V79H229ZM233 80V79H232ZM241 80V79H239ZM260 80L262 81V79H258V82L260 83ZM38 81L41 82V80L39 79ZM45 81V80H44ZM53 81V80H52ZM128 82V80H126ZM136 81V79H135ZM151 81V80H150ZM156 81V80H155ZM159 81V80H158ZM186 81V80H184ZM186 81V82H187ZM210 81V79H209ZM213 81V80H212ZM47 82V81H45ZM51 82V81H50ZM130 82V81H129ZM154 82V81H153ZM163 82V80H162ZM161 82V83H162ZM230 82V81H229ZM228 82V83H229ZM233 82V81H232ZM231 82V83H232ZM254 78H253V82L251 81V83L254 84ZM134 83V82H133ZM151 84V82H148V84ZM155 83V82H154ZM154 83L153 85H151V88L149 86V88L151 89V95L150 94H145V90L146 88L144 89L142 86V89L143 90H138L137 87H139L138 85H136V89L134 87V85H132V88H131V85L132 82H130V86L129 85H121L122 87H120L119 85V88H114V87H118V85L112 87L114 90H112L113 94H112V99L110 97V99L108 100H113V103L114 101L116 102V105L118 103H120V107H122L123 109L126 110V112L128 111L129 108L132 109V106H137L140 104L139 101H141L142 99H144L145 101H148L150 102L153 106H156L155 104L158 103V101L160 102V104H157L160 105L159 107H156V108H159V112L161 111L160 109L162 108V111L160 112L161 115H162V118L164 117V114H166V117H168V114L172 112V114L170 116H173L174 118L177 117V120L179 119L178 116L176 115L178 112L175 110V114H173V110L172 108H174V106H168V105H171V103H168V101H165V99H167V96L166 94H163L164 92H167L166 90H164V87L161 86L163 84H161V88L163 87V90L164 91H153V88L152 86H154ZM158 83V82H157ZM173 83V84H172ZM201 83V81H200ZM249 83V82H248ZM258 83V84H259ZM53 84V82H52ZM114 84V85H113ZM135 84V83H134ZM147 84V86H148ZM169 84V85H170ZM179 84V83H178ZM182 84V82H181ZM205 84V83H204ZM239 84V83H237ZM257 84V81L256 83ZM253 85V86H259V88L261 87L260 85L262 84H259V85ZM177 85V83H176ZM183 85V84H182ZM190 85V84H189ZM194 85V84H192ZM63 86L67 87V90L66 89H63ZM146 86V87H147ZM159 86V85H158ZM175 86V85H174ZM173 86V87H174ZM186 86V84H185ZM201 86V84H200ZM228 86V85H227ZM235 87V90L236 92H238V86L234 84ZM252 86V87H253ZM52 87V85H51ZM54 87V85H53ZM65 87V88H66ZM111 87L109 88V91L111 89ZM179 87V85H178ZM230 87H231V84H230ZM17 88H22V91H18L19 89ZM96 90H95V89ZM107 88V89H106ZM160 88V90H161ZM177 88V87H176ZM187 88V87H185ZM184 88V89H185ZM190 88V87H189ZM198 88V86H197ZM93 89V90H92ZM148 89V87H147ZM155 89V88H154ZM173 89V88H172ZM171 89V91H172ZM188 89V88H187ZM186 89V90H187ZM192 90V88H190ZM194 89V87H193ZM200 89V88H199ZM203 89V88H202ZM256 89V90H254ZM258 88H253L254 91H258L257 90ZM263 89V88H262ZM49 90H52L50 93H49ZM66 90V91H64ZM176 90V89H175ZM183 90V89H182ZM195 90V89H194ZM57 91V92H56ZM60 93V95H57V93ZM68 91L71 92V94L69 93L68 94ZM154 93H153V92ZM181 91V90H179ZM207 91V90H205ZM204 91V92H205ZM234 91V89H233ZM85 92V91H84ZM83 92V93H84ZM150 93V91H147ZM161 92V93H160ZM190 92V91H189ZM193 92V91H191ZM190 92V93H191ZM203 92V90H202ZM207 92H210V91H207ZM261 92V91H260ZM262 92H264L262 90ZM55 93L57 96H59L58 98H56L55 96ZM73 93V94H72ZM111 93V92H109ZM153 93V95H152ZM188 93V92H187ZM201 93V92H199ZM62 94V95H61ZM87 94V93H85ZM97 94H101V93H97ZM105 94V93H104ZM174 94V93H173ZM66 95V96H67ZM93 95V94H92ZM189 95V94H188ZM196 95V94H195ZM200 95V94H199ZM55 96V98H54ZM65 96V97H66ZM75 96V97H76ZM85 96V95H84ZM89 96H91L89 94ZM89 96H87L89 98ZM104 96V95H103ZM106 96V95H105ZM109 96V95H108ZM140 96V98H139ZM210 96V94H209ZM53 97V98H52ZM68 97V96H67ZM79 97V96H78ZM82 97V96H80ZM94 97V96H92ZM131 97H135L134 99L136 100H131L128 98H131ZM197 97V96H196ZM100 98V97H99ZM102 98V97H101ZM180 98V97H179ZM178 98V99H179ZM204 98V97H202ZM58 99V100H59ZM86 99V98H85ZM192 99V98H191ZM57 100V101H58ZM63 100V99H62ZM73 100V99H72ZM82 100V98L80 99V101ZM84 100V98H83ZM89 100V99H88ZM106 100V99H105ZM108 100H106L107 104H108ZM175 100V99H174ZM185 100V99H184ZM199 100V99H198ZM210 100L211 99V96H210ZM56 101V102H57ZM66 101V100H65ZM80 101L76 100L75 102L73 101H70V103H68V100H67V106L64 107L62 105V107H59L60 109H62L64 111V108L66 110H70L69 108H74L75 106H77ZM85 101V100H84ZM83 101V102H84ZM93 101V100H92ZM96 101H97V98H96ZM61 102V100L59 101ZM59 102L56 103V105L58 106L59 105ZM82 102V101H81ZM86 102V101H85ZM90 102H91V99H90ZM100 103H104L99 101ZM178 102V101H177ZM176 102V103H177ZM184 102V101H182ZM197 102V101H196ZM63 103V102H62ZM66 103V102H65ZM64 103V105H65ZM93 103V102H92ZM112 103V102H111ZM112 103V104H113ZM142 103V102H141ZM145 103V102H144ZM142 103V104H144ZM187 103V101H186ZM195 103V102H194ZM201 103V101H200ZM204 103V101H203ZM206 103V102H205ZM87 104V103H86ZM89 104V103H88ZM106 104V105H107ZM197 104V103H196ZM195 104V105H196ZM210 104V102H208V105ZM61 105V104H60ZM94 105V103L92 104ZM100 105V104H98ZM108 105H111V104H108ZM119 105V104H118ZM145 105V104H144ZM193 105V104H192ZM206 105V104H205ZM205 105H204V109L205 108ZM211 105V104H210ZM209 105V106H210ZM104 106V105H103ZM112 106V105H111ZM187 105H185V109L187 108L186 107ZM55 107V105H54ZM54 107H52L54 109ZM96 107V106H95ZM116 107V106H115ZM138 107V106H137ZM145 107V106H144ZM152 107V106H151ZM191 107V105H190ZM189 107V108H190ZM194 107V106H193ZM211 107V106H210ZM77 110L78 108L75 107ZM109 108V107H108ZM112 108H114V105L112 106ZM134 108V107H133ZM143 105L138 108L139 110H137L136 113H138V111L141 113V112H144L143 111ZM153 108V107H152ZM169 108H171L170 110H168ZM195 108V107H194ZM202 108V107H200ZM202 108V109H203ZM57 111H58V108H55ZM59 109V110H60ZM130 109V110H131ZM188 109V108H187ZM193 109V108H192ZM203 109V110H204ZM208 109V107H207ZM65 110V111H66ZM70 110V111H71ZM93 110V109H92ZM113 110V109H112ZM117 110H118V107H117ZM133 110V109H132ZM136 110V108H135ZM145 110V109H144ZM148 110V109H147ZM154 109H152L153 111ZM172 110V111H171ZM64 111V112H65ZM69 111V112H70ZM105 111V110H104ZM200 111V109H199ZM209 111V110H208ZM208 111H204L205 113L208 114ZM61 113H57L56 115L59 117L60 114H64V112L60 111ZM73 112V111H72ZM112 112V111H111ZM110 112V113H111ZM166 112V113H165ZM177 112V113H176ZM202 112V110H201ZM204 112L200 113L201 115H206L208 116L207 114H205ZM97 113V111H96ZM102 113V112H101ZM115 113V112H113ZM121 113V112H120ZM135 113V114H136ZM138 113V114H140ZM147 113V112H146ZM146 113H143V115L145 116ZM181 113V112H179ZM204 113V114H203ZM216 113V112H215ZM214 113V114H215ZM63 114H62V117H63ZM65 114H68V112ZM85 114V113H83ZM90 114V112H89ZM112 114V113H111ZM110 114V116H111ZM115 114H118V113H115ZM124 114V113H122ZM127 114V113H125ZM134 114V115H135ZM199 114V115H200ZM87 115V114H86ZM93 115V114H92ZM98 115V114H97ZM114 115V114H113ZM112 115V119L114 118ZM128 115V114H127ZM133 115V116H134ZM160 115V114H159ZM217 115V113H216ZM51 116V117H50ZM65 116V115H64ZM82 116V115H81ZM100 116V115H99ZM106 116V115H105ZM117 116V115H116ZM115 116V117H116ZM119 116H121L119 114ZM125 116V115H124ZM142 116V115H141ZM141 116L139 117L141 119ZM181 116V115H180ZM179 116V117H180ZM218 116V115H217ZM231 116H234V115H231ZM56 117V118H58ZM61 117V119H62ZM87 117V116H86ZM85 117V118H86ZM98 117V116H96ZM123 118V116H121ZM127 117V116H126ZM129 117H131L129 115ZM151 117V116H150ZM154 117V116H153ZM166 117L162 120H165ZM172 117V118H173ZM211 118V115L208 116ZM215 117V116H214ZM237 115L235 116V118H232L236 119ZM50 118V119H49ZM54 118V117H53ZM80 118V117H79ZM100 119L102 117H99ZM128 118V117H127ZM159 118V116H158ZM161 118V117H160ZM159 118V119H160ZM170 118V117H169ZM168 118V119H169ZM194 117H192L191 119H193ZM203 118V117H202ZM208 119V120H211L213 121L212 119ZM49 119V120H48ZM60 119V117L58 118ZM60 119V121H61ZM82 119V118H81ZM84 119V118H83ZM91 119V118H89ZM104 119H106L104 117ZM115 119V118H114ZM118 118H116L117 120ZM121 119V118H120ZM125 119V117H124ZM123 119V121H124ZM133 118H130L128 119L129 122L133 120H131ZM186 119V118H185ZM182 119L181 118L178 120L177 124L179 125V121L181 120L182 122V126L184 124L187 125V119ZM190 119V117H189ZM196 119V118H195ZM204 119V118H203ZM55 120V119H54ZM103 120V119H102ZM115 120V121H116ZM143 121L145 119H142ZM161 120V122H162ZM171 120V119H170ZM175 120V119H174ZM207 120V119H205ZM207 120V122H208ZM217 119H215V122H216ZM59 121V120H58ZM59 121V122H60ZM63 121V120H62ZM61 121V122H62ZM84 121V120H83ZM112 121V120H111ZM114 121V122H115ZM123 121H120L121 123ZM126 123L128 122L127 120H125ZM124 121V123H125ZM149 121L150 119L148 120V123H146L147 125L149 124ZM156 121H159V120H156ZM185 121V122H184ZM187 121V122H186ZM193 121V120H192ZM190 121V122H192ZM196 121V120H194ZM193 121V122H194ZM210 121V122H211ZM72 122V121H71ZM82 122V120H81ZM95 122V121H94ZM92 122V123H94ZM108 123V120L106 121ZM113 122V121H112ZM119 122V123H120ZM128 122V123H129ZM131 122V124H132ZM147 122V121H145ZM144 122V124H145ZM152 123H154V120L151 121ZM159 122V123H161ZM214 122V121H213ZM102 123V122H101ZM120 123V124H121ZM127 123V124H128ZM140 123V121H139ZM143 123V122H141ZM151 123V124H152ZM157 125L155 126L154 124L151 126L149 125L150 128H152L151 130L149 129V127L147 125H144L147 127V129H149V132H148V135L146 134L147 131L145 132L146 136L148 138H146V136H143L141 135L142 139H143V143L144 141L146 140V144L148 143V145L150 144V141H147L148 139L150 140H153V143H162L164 144L165 146V150L167 151V149L170 148L169 146V143L167 142L166 143V139H165V132L164 130L163 131H158L160 129H156V127L158 125H160L158 122H155ZM163 123V122H162ZM175 123V122H174ZM173 121H171V125L174 124ZM212 123V122H211ZM55 124V123H54ZM58 124V123H57ZM95 124V123H94ZM105 124V123H104ZM130 124V123H129ZM165 124V123H164ZM163 124V126H164ZM190 124V123H189ZM193 124V123H191ZM190 124V125H191ZM209 124V123H208ZM214 124V123H212ZM61 125V124H60ZM89 125V124H88ZM97 125V123L95 124ZM94 125V126H95ZM100 125V123H99ZM108 125V124H107ZM143 126V124H140V126ZM162 125V124H161ZM177 125V126H178ZM56 126V124H55ZM90 127H92L93 125L90 124L89 125ZM93 126V127H94ZM111 126V125H110ZM125 126V125H124ZM123 126V128H124ZM174 126L176 127V123L174 124ZM188 126V125H187ZM214 126V125H213ZM212 126V127H213ZM36 127H39L40 129V132H38L39 134H34L33 133V130L34 128ZM85 127V126H84ZM99 127V126H98ZM115 127V126H114ZM122 128V126H120ZM138 127V125H137ZM158 127H161V126H158ZM181 127V125H179L177 128ZM189 127V126H188ZM33 128V129H32ZM88 128V127H87ZM86 128V129H87ZM106 127L104 126V129ZM108 128V127H107ZM130 128H133L134 129V126H130ZM145 128V127H144ZM168 128H171V127H168ZM177 128H174V129H177ZM228 128V126H227ZM38 129V128H36ZM57 129V128H56ZM60 129V128H58ZM97 129V128H96ZM95 129V130H96ZM102 129V128H101ZM111 129V128H110ZM128 129V128H127ZM173 127L170 129H165V131H169V133H174V130L172 131ZM220 129V128H219ZM223 127L220 129L222 131ZM126 130V127L125 129H123V131ZM131 130V129H130ZM129 130V131H130ZM138 130V129H137ZM142 130V128H141ZM146 130V128L144 129ZM230 130V129H228ZM228 130H226L228 132ZM232 130V128H231ZM101 132V130H99ZM103 131V130H102ZM114 131V130H113ZM122 131V130H121ZM120 131V133H121ZM132 131V130H131ZM172 131V132H171ZM205 131V130H203ZM219 131V130H218ZM224 131V130H223ZM68 132V131H67ZM99 132V133H100ZM105 132V131H104ZM111 132V131H110ZM116 132V131H115ZM141 132V131H140ZM176 132V131H175ZM51 133H54L56 134L55 137H57V142L58 144L56 145L54 142L56 140V138L54 137V141L50 142L48 141L49 139L47 137H50L52 134ZM103 132L100 133V135L102 134ZM107 133V131H106ZM112 133V132H111ZM125 135H127L128 137V133L127 132H124ZM123 133V134H124ZM127 133V134H126ZM188 133V132H187ZM190 133V132H189ZM224 133V132H223ZM229 133V132H228ZM51 134V135H50ZM105 134V133H104ZM137 134L139 135V132H137ZM144 134V133H143ZM49 135V136H48ZM67 135V133H66ZM108 135V134H106ZM111 135V134H109ZM113 135V134H112ZM112 135L110 136L112 138ZM119 135V134H118ZM117 135V136H118ZM172 135L174 134H171L170 136L172 137ZM187 135V134H186ZM219 135V134H218ZM69 136V135H68ZM114 136V135H113ZM115 136L114 139L117 140L116 138H118L119 140L115 141V142H119V143H116V145L120 144L121 146H124L125 147V150L126 152H130V142H132V140H134V136L131 137V139H127L126 136H125V140H122L121 138H119V136L117 137ZM137 136V135H136ZM168 136V133L166 134V138ZM183 137V135H181ZM95 137V136H94ZM104 137V135H103ZM102 137V138H103ZM138 137V136H137ZM185 137V136H184ZM191 137V136H190ZM188 137V138H190ZM214 137V136H213ZM53 138V137H52ZM93 138V136H92ZM124 138V137H122ZM136 138V137H135ZM139 138H140V135H139ZM138 138V139H139ZM175 138V136H174ZM180 138V137H179ZM195 138V136H194ZM193 138V140H194ZM210 138V137H209ZM212 138V137H211ZM46 139L47 142H46ZM67 139V137H66ZM80 139V138H79ZM96 138H94L93 140L95 141ZM173 139V138H172ZM170 139V140H172ZM192 139V137H191ZM53 140V139H52ZM73 140V139H72ZM97 140V139H96ZM101 140V139H100ZM136 140V139H135ZM141 140V139H140ZM186 140V139H185ZM197 140V139H195ZM212 140L216 141L215 139H211L210 142H208L210 145H212ZM229 140V139H228ZM71 141V140H70ZM78 141V140H77ZM98 141V140H97ZM110 141V139H109ZM139 141V140H138ZM184 141V140H183ZM209 141V140H208ZM240 141V140H239ZM56 142V143H57ZM90 142V141H89ZM100 142V141H99ZM97 142V143H99ZM102 142V141H101ZM104 142V141H103ZM175 142V141H174ZM196 142V141H195ZM218 142V141H217ZM34 143L36 145H34ZM72 143V144H71ZM78 143V142H77ZM92 143V142H91ZM95 144H97L96 142H94ZM111 143V142H110ZM114 143V142H112ZM134 143V142H133ZM144 143V144H145ZM152 144L153 146L156 145V144ZM170 143H173L170 141ZM34 145L33 147L31 145ZM115 144V143H114ZM113 144V145H114ZM140 144V143H139ZM143 144V145H144ZM162 144V145H163ZM192 144V143H191ZM215 144V143H214ZM39 145V146H38ZM111 145V146H113ZM119 145V146H120ZM137 145V144H135ZM151 145V144H150ZM151 145V147H149L150 149L148 151H145L143 152L144 154H146L145 156V159H146V164L151 163L152 167H154L155 169H158V171H155L153 172L152 168L150 170H152V173L151 171L148 169V167L146 168V170H149L148 172L144 169H141V167H139V164L141 161V159H143L142 156H140V160H138L139 164H138V167H137V163L134 161V159H131L132 157L130 156L129 158L131 160H133V165H130L129 168H127L128 170L124 169L123 170H126V178H129L128 180L130 181V185L131 187L128 188V190H125L122 193L124 195V198L126 200H124L123 202L121 201V203L119 205H116V206H113V209L112 208H107L105 207L106 209L104 210V213L110 215V219L111 221L113 219H116L117 217H120L119 219H121V223H123L124 225L119 228L120 231H116L117 232V236L116 234L114 235L113 233V240H114V236H116L118 238V243L116 244V248L115 249H112L109 251V254L108 256H111V258H115L117 260H121L123 258V261L122 264H220L221 263V260H223V262H226L227 264H239L240 261H239V252H240V255L241 253L243 252V250L245 249L246 247V242H244L243 240L239 241L238 242V250L239 252H237L236 254H238V256H235V249H236V245H235V248L233 247L234 245H231V242H226L228 239V236L229 234H232L234 233V231L236 230V227L239 226V224L235 225V223H231V219L232 218H228L229 214H228V210L227 213H225L227 215H224V214H221L223 212L220 213L219 210H217V212H219L221 214V216H219V219L221 218L222 220L221 221V224H223L224 226L223 229L225 231L222 232L224 234L221 233V235L219 236V234H216L214 233L215 230H219L217 228V222H216V225L214 222V220L218 219L217 217V213L215 211V207L214 206H217L216 202L220 199H218V197H222V188H219V187H216V189H214V191L216 193H211L209 196L208 195H204L203 193H199L198 194V190L196 191L197 194H193L192 190H194L195 188H193L190 192L189 191H183L182 193V199L184 198V200L182 201H179V204L180 202H182V204L184 205H179L177 204V202L175 201L176 198L174 199V193H173V187H174V183H172L171 180H167L166 182L168 181H171L172 185H171V188H169V190H166L165 191H161L159 190L158 188H163V187H159L158 185H160L159 183L156 184L155 183V180H156V177L159 178L158 176L160 175L159 173H156V172H159L160 168L162 169L163 167L167 168V170H173L175 167L176 169L178 168L175 164H177L176 162L173 161V163H171L172 165L169 166V163L167 162L166 163V159L167 161L168 160H171V159H164V158H161L162 156L160 157H156V152H157V145L155 147V149H153L154 147ZM171 145V144H170ZM217 145V144H215ZM214 145V146H215ZM76 146V145H75ZM92 146V145H90ZM95 146V145H94ZM110 146V147H111ZM162 146V147H164ZM167 146V147H166ZM213 146V145H212ZM32 147V149H31ZM132 147H134L132 145ZM136 147V146H135ZM147 147V145H146ZM159 147V146H158ZM184 147V146H183ZM188 147V145H187ZM247 147V146H246ZM117 150L118 148L115 147ZM120 148V147H119ZM123 148V147H121ZM137 148V147H136ZM138 148H144V147H139L138 145ZM171 148H172V145H171ZM170 148V150H172ZM190 148V147H189ZM187 148V149H189ZM205 148V147H204ZM239 148V147H238ZM124 149V148H123ZM145 149V148H144ZM148 149V148H147ZM160 149V148H159ZM183 150L186 149L185 147L182 148ZM180 149L179 151L181 152ZM33 150V151H32ZM133 150V149H132ZM164 150V151H165ZM168 151L170 153H172L171 151ZM197 150V148H196ZM240 150V149H239ZM77 151V150H76ZM120 151V150H119ZM137 152H140L141 150H135ZM152 151V152H151ZM178 151V150H176ZM186 151V150H185ZM210 151V150H209ZM79 152V151H78ZM109 153L110 154V149L106 151V153ZM112 152H113V147H112ZM111 152V153H112ZM118 152V151H117ZM116 152V153H117ZM123 152V151H121ZM126 152H123L126 153ZM160 152V150H159ZM188 152V151H187ZM190 152V151H189ZM197 152V151H196ZM213 152V151H212ZM76 153V152H75ZM85 153V152H84ZM105 153V152H104ZM115 153V152H114ZM119 153V152H118ZM132 152H130L131 154ZM167 153V152H166ZM168 153V155L170 154ZM175 153V152H174ZM200 153V152H199ZM198 153V154H199ZM239 153V152H238ZM243 152H241V154L237 156H235V159L237 157V159L235 160V165H237L239 170H242L243 168V165H244V159H243ZM40 154V153H39ZM77 154V153H76ZM127 154V155H128ZM136 155L138 153H135ZM141 154V152H140ZM163 154V153H162ZM182 154V153H180ZM196 154V155H198ZM211 154V153H210ZM216 154V153H215ZM75 155V156H74ZM108 155V154H106ZM106 155H105V158H106ZM135 155V156H136ZM139 155V154H138ZM166 155V154H165ZM163 154V157L165 156ZM183 155V154H182ZM212 155V154H211ZM214 155V153H213ZM39 156V155H38ZM43 156V157H44ZM83 156V155H82ZM91 157V155H89ZM115 156V155H114ZM122 156V155H121ZM126 156V155H125ZM133 156V155H132ZM134 156V157H135ZM158 156V154H157ZM180 155H178L179 157ZM42 157V156H41ZM75 157V158H74ZM116 157V156H115ZM113 157V159L115 158ZM118 157V156H117ZM120 157V156H119ZM127 157V156H126ZM126 157L124 158V161H126ZM133 157V158H134ZM142 157V158H141ZM181 157L183 156H180V162L182 160L183 162V159H181ZM213 157V156H212ZM45 158V157H44ZM49 158H48V162H49ZM137 158V159H138ZM171 158V157H170ZM174 158V157H173ZM177 158V157H176ZM84 159V158H83ZM86 159V158H85ZM90 159V158H89ZM112 159V158H111ZM123 159V157H122ZM121 159V160H122ZM145 159H143V162L140 164L142 165L145 161ZM99 160V159H98ZM105 160V159H104ZM119 160V159H118ZM118 160L115 159V162L113 163H118ZM136 160V158H135ZM173 160V159H172ZM178 160V159H177ZM208 160V159H207ZM210 160V159H209ZM74 161V162H73ZM113 161V160H112ZM117 161V162H116ZM123 161V163H125ZM129 161V160H128ZM149 161V162H148ZM179 161V160H178ZM202 161V160H201ZM206 161V160H205ZM82 162V161H81ZM99 162V161H98ZM109 162H111L109 160ZM132 162V161H129V163ZM51 163V164H52ZM86 163V162H85ZM88 163V162H87ZM92 163V162H91ZM101 162H99L100 164ZM105 163H107V166L108 164L109 165H113V163H108V158H107V162H103L101 163L100 167H98L97 171H99V168L102 170L104 169V167L102 168L101 166L105 165ZM175 163V164H174ZM193 163V162H192ZM207 163V162H206ZM79 164V163H77ZM98 164V165H99ZM120 164H121V161H120ZM168 164V165H167ZM185 164V163H184ZM198 164V163H197ZM205 164V162H204ZM246 164V163H245ZM59 165V164H58ZM63 165V164H62ZM80 165V164H79ZM88 165V164H87ZM94 165V164H93ZM96 165V164H95ZM123 165V164H122ZM127 165V164H126ZM129 165V164H128ZM148 165V166H149ZM178 165V164H177ZM61 166V165H60ZM59 166V167H60ZM74 166V164H73ZM116 166V165H115ZM146 166V165H145ZM179 166V165H178ZM190 166V164H189ZM207 166V165H206ZM51 167V166H50ZM54 167V166H52ZM57 167V166H56ZM106 167V166H105ZM114 167V166H113ZM112 167V169H113ZM118 167V166H117ZM125 167V166H124ZM174 167V168H173ZM185 167V166H184ZM46 168V169H47ZM88 168V167H87ZM86 168V169H87ZM107 168V167H106ZM115 168V167H114ZM119 168V167H118ZM188 168V167H186ZM199 168V167H198ZM82 169V168H81ZM92 170V168H89ZM110 168V171H105V173L103 174V176H101V179H102V182H101V179H100V182H101V186H100V189L103 188V187H106V188H114L116 189L119 188L120 186H123L125 185L126 186V189H127V181H126V184H122L118 182H114L115 179H116V176H115V179L113 177V173H112V170ZM117 169V168H115ZM179 169V168H178ZM192 169V168H191ZM188 172L187 176L189 177L188 180H190L191 182L194 181V182H190L193 187L195 186L194 183L195 180L193 179L194 176L192 174H194L192 171ZM207 169V167H206ZM209 169V168H208ZM77 171L79 170L76 169ZM83 170V169H82ZM85 170V168H84ZM107 170V169H106ZM163 170V169H162ZM161 170V171H162ZM171 170V171H172ZM175 170V169H174ZM203 170V169H201ZM46 171V170H45ZM86 171V170H85ZM84 171V172H85ZM164 171V170H163ZM196 171V170H195ZM194 171V172H195ZM44 172V171H43ZM81 172V171H80ZM79 172V174H80ZM83 172V173H84ZM89 172V170H88ZM101 171H99L100 173ZM124 172V171H123ZM169 172V171H168ZM179 172V171H177ZM197 172V171H196ZM199 172V171H198ZM249 172V171H247ZM252 172V171H251ZM95 173L97 175H94L90 172H89V176L93 175L92 179L93 178H99V173L96 172L95 170ZM94 173V174H95ZM117 173V172H116ZM115 173V174H116ZM166 173V172H165ZM211 173V172H210ZM209 173V174H210ZM99 174V175H98ZM163 174V173H162ZM175 174V173H174ZM178 174V173H177ZM208 174V172H207ZM208 174V175H209ZM242 174V172H241ZM253 174V172H252ZM122 175V174H121ZM152 176V178L150 177V181L151 179L153 180L149 185H144L146 187H142L139 185V183L143 182L145 179H147L148 177ZM166 174H163V176L165 177ZM205 175V174H204ZM243 175V174H242ZM241 175V176H242ZM47 176V173L46 175ZM202 176V175H201ZM85 177V175H84ZM123 177H124V174H123ZM211 177V175H210ZM88 178V177H87ZM91 178V177H89ZM122 178V177H120ZM162 178V177H161ZM167 178V177H165ZM170 178H174V177H170ZM176 178V177H175ZM174 178V179H175ZM202 178V177H201ZM212 178V177H211ZM187 179V178H186ZM87 180V179H86ZM122 180V179H121ZM124 180V179H123ZM163 180V179H162ZM166 180V179H165ZM165 180H163L165 182ZM176 180V179H175ZM182 180V179H181ZM52 181V182H50ZM73 181V180H72ZM93 181H95L93 179ZM97 181V179H96ZM89 183H91L90 181H88ZM163 182V184L165 185V183ZM176 182V188L182 186V183H180L179 179L175 181ZM189 182V181H187ZM144 183V182H143ZM146 183V182H145ZM162 183V182H161ZM169 183V182H168ZM170 183V184H171ZM88 184V183H87ZM142 184V183H141ZM216 184V183H215ZM73 185V184H72ZM89 185V184H88ZM139 185V190H141L140 194H137L135 193V190L134 188L136 186ZM167 186V184H166ZM215 186V185H214ZM141 187V189H140ZM198 187V186H197ZM222 187V186H221ZM56 188V187H55ZM74 188V187H73ZM94 188L96 189L95 185H94ZM98 188V187H97ZM125 188V187H124ZM182 188V187H181ZM58 189V188H57ZM71 189V188H70ZM137 187H136V191H137ZM164 189V188H163ZM168 189V188H167ZM190 189V187H189ZM213 189V188H212ZM67 190V189H66ZM93 190V189H92ZM174 190H175V187H174ZM187 190V189H185ZM196 190V189H195ZM194 190V192H195ZM114 191V190H113ZM182 191V190H181ZM180 191V192H181ZM202 191V190H201ZM213 191V190H212ZM211 191V192H212ZM213 191V192H214ZM74 192V191H73ZM95 194L93 196V199H95V203H98L97 201H101L98 199V194H99V189L98 190H94ZM138 192V191H137ZM177 192V191H175ZM185 192V193H184ZM192 192V193H191ZM200 192V190H199ZM62 193V192H61ZM65 193V192H64ZM178 193H179V190H178ZM60 194V193H59ZM176 194V193H175ZM212 194H214V196H211ZM69 195V194H67ZM66 195V196H67ZM122 195V196H123ZM221 195V196H220ZM105 196V195H104ZM101 195V199H103V197ZM118 196V195H117ZM139 196H143L144 198L146 199H151L152 196L155 197L156 201H157V204L159 206V211L161 210L163 213H165V217L166 218H169L170 220L172 221H168L170 223V230L171 232H168V231H165V227H166V224L165 226L163 227L160 223L161 221L158 220L159 222H157L154 218H147L144 216V218H138L137 215H135V217H132V215H134V211H129L130 208H132L133 204L140 198ZM63 197V196H61ZM110 197V196H109ZM178 197V196H177ZM115 198V197H114ZM114 198H110L111 200H115ZM117 198V197H116ZM107 199V198H106ZM109 199V198H108ZM92 200V199H91ZM122 200V199H121ZM57 201V200H56ZM76 201V200H75ZM104 202V199L102 200ZM223 202V199L220 200L219 202ZM111 202V201H110ZM118 202V201H117ZM221 202V204H222ZM102 203V202H101ZM100 203V204H101ZM114 203V202H113ZM112 203V204H113ZM116 203V202H115ZM99 204V205H100ZM107 204V203H106ZM110 204V203H109ZM176 204V205H175ZM216 204V205H214ZM60 205V204H59ZM131 206V207H127V206ZM137 205V204H136ZM140 205V204H139ZM155 205V204H154ZM214 205V206H213ZM62 206V205H61ZM96 206V204H95ZM138 206V205H137ZM153 206V204H152ZM180 206V207H179ZM185 206V207H183ZM214 208V210H212L211 208ZM69 207H71L69 205ZM73 207V206H72ZM80 207V206H79ZM98 207V205H97ZM112 207V206H111ZM139 207V206H138ZM147 207V206H146ZM75 208V206L73 207ZM102 208V207H101ZM135 208V207H134ZM150 208V207H149ZM221 208V207H219ZM61 209V210H60ZM92 209V207H91ZM112 209V210H111ZM138 209V208H137ZM144 209H145V206H140V212L142 213H145L144 212ZM95 210V209H94ZM99 210V209H98ZM123 211L121 212V215H119L120 211ZM225 210V209H224ZM65 211V210H64ZM63 211V213H64ZM89 211V209H88ZM93 211V210H92ZM147 211V210H145ZM158 211V212H159ZM225 211V212H226ZM70 212V210L68 211ZM77 212V210H76ZM103 212V211H101ZM148 212V211H147ZM233 212V211H232ZM66 213V212H65ZM74 213V212H73ZM90 213V212H89ZM92 213V212H91ZM131 213H133L131 215ZM140 213V214H141ZM218 213V214H219ZM72 214V213H70ZM119 216H118V215ZM153 214V213H152ZM161 214V213H160ZM159 214V215H160ZM76 215V214H75ZM147 215V214H146ZM163 215V214H161ZM235 214L233 213L232 217L234 216ZM77 216V215H76ZM92 216V215H90ZM151 216V215H150ZM153 216V215H152ZM179 216H186L188 217V219H186V217H184L186 220H181ZM88 217V216H87ZM109 217V216H108ZM164 217V218H165ZM89 218V217H88ZM93 218V217H91ZM105 217H103V220H104ZM179 218V219H178ZM87 219V218H86ZM85 219V220H86ZM162 219H163V216H162ZM161 219V220H162ZM218 219V220H219ZM73 220V219H72ZM167 220V219H165ZM231 220V221H230ZM87 221V220H86ZM157 223H156V222ZM218 221V222H220ZM230 221V222H229ZM83 222V221H82ZM113 222V221H112ZM165 222V221H164ZM233 222V221H232ZM235 222V221H234ZM102 223V222H101ZM168 223V224H169ZM172 223V224H171ZM72 224H74V221L72 222ZM158 224L161 225V230L159 231H155V226ZM164 224V223H162ZM220 224V223H219ZM71 225V224H70ZM106 225V224H104ZM102 225V227L104 226ZM108 225V224H107ZM73 226V225H72ZM93 226V225H92ZM97 226V225H96ZM120 226V225H119ZM157 226V227H158ZM77 227V226H76ZM116 227V226H115ZM159 227V228H160ZM163 227V228H162ZM173 227V228H172ZM221 227V226H220ZM108 228V226H107ZM97 229V228H95ZM101 229V228H100ZM106 229V228H104ZM214 230L211 231L212 233L214 234H211L214 235V240L211 241V236H206L205 232H207L208 230ZM227 229V230H226ZM228 229L230 230V233L227 234L229 231ZM235 229V230H234ZM111 230V229H110ZM216 230V231H217ZM76 231V232H75ZM108 229H107V233H108ZM221 231V230H220ZM101 232V230L99 231ZM210 232V231H209ZM208 232V233H209ZM210 232V233H211ZM219 232V231H218ZM88 233V232H87ZM205 233V234H204ZM106 233L103 234L102 232V235L101 237L106 238V243L108 242L109 243V240H110V235L107 234V236L105 235ZM147 236V240L144 239L143 236ZM230 235V237H231ZM75 236H78L77 238H75ZM110 236V237H109ZM216 236V238H215ZM86 237V236H85ZM97 237V236H96ZM219 237V239L217 238ZM88 238V237H87ZM94 238V237H93ZM146 238V237H145ZM211 238V239H210ZM222 239V240H221ZM224 239V240H223ZM91 241V240H90ZM89 241V242H90ZM111 241V240H110ZM116 242V240H114ZM113 241V242H114ZM230 241V239H229ZM114 242V243H115ZM96 243V242H95ZM97 244V243H96ZM233 244V243H232ZM103 246V245H102ZM105 246V245H104ZM111 247V246H110ZM234 248V250H233ZM240 248V249H239ZM247 248V247H246ZM106 249V248H105ZM104 250V249H102ZM246 250V249H245ZM244 250V251H245ZM100 251V250H99ZM107 251V250H106ZM105 253V252H104ZM107 253V252H106ZM219 255L218 257L221 259L219 260V258L217 260H215L216 256ZM245 256V254H244ZM247 256V254H246ZM245 256V257H246ZM101 258V257H99ZM110 258V257H109ZM126 258V259H124ZM242 257H240L241 259ZM108 259V258H107ZM111 259V261H112ZM244 260V258H242ZM103 260V259H102ZM101 260V261H102ZM247 259H245L244 262H246ZM249 260V259H248ZM247 260V261H248ZM108 261V260H107ZM114 261V260H113ZM218 261V262H217ZM220 261V262H219ZM242 261V260H241ZM239 262V263H238ZM120 263V262H119ZM110 264V263H109ZM112 264V263H111ZM121 264V263H120Z\"/></svg>",
    "mask_w": 264,
    "mask_h": 264
}]
</instances>
